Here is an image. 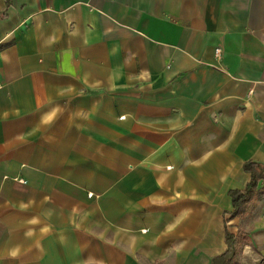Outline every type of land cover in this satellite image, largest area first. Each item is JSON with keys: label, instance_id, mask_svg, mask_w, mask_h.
I'll list each match as a JSON object with an SVG mask.
<instances>
[{"label": "crops", "instance_id": "1", "mask_svg": "<svg viewBox=\"0 0 264 264\" xmlns=\"http://www.w3.org/2000/svg\"><path fill=\"white\" fill-rule=\"evenodd\" d=\"M226 232L264 264V0H0V264H214Z\"/></svg>", "mask_w": 264, "mask_h": 264}, {"label": "trees", "instance_id": "2", "mask_svg": "<svg viewBox=\"0 0 264 264\" xmlns=\"http://www.w3.org/2000/svg\"><path fill=\"white\" fill-rule=\"evenodd\" d=\"M258 165L254 162L247 163L245 165L246 170L252 171V179L245 191H234L232 193L234 202V212L236 214L243 213L251 200L254 199V189L257 186L258 179L262 176V173L255 174V166ZM260 166V165H259ZM226 241L228 248L226 251L217 258H214V264H238L236 260V252L240 243V239L226 232ZM219 259V261H217Z\"/></svg>", "mask_w": 264, "mask_h": 264}, {"label": "built area", "instance_id": "3", "mask_svg": "<svg viewBox=\"0 0 264 264\" xmlns=\"http://www.w3.org/2000/svg\"><path fill=\"white\" fill-rule=\"evenodd\" d=\"M219 52H220V49H217V50H216V54L219 53Z\"/></svg>", "mask_w": 264, "mask_h": 264}]
</instances>
